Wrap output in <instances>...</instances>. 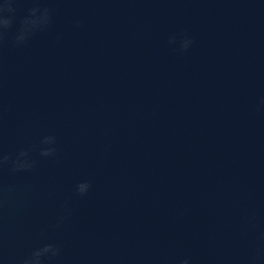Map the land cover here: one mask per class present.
<instances>
[{
    "label": "water",
    "instance_id": "obj_1",
    "mask_svg": "<svg viewBox=\"0 0 264 264\" xmlns=\"http://www.w3.org/2000/svg\"><path fill=\"white\" fill-rule=\"evenodd\" d=\"M40 4L58 9L50 29L0 59V148L54 134L58 156L34 153L33 172L3 173L20 192L0 264L44 242L63 248L51 264L245 255L264 231V0ZM31 6L21 0L19 15ZM181 31L194 39L184 54L167 42ZM84 179L92 189L78 197ZM66 199L70 220L53 231Z\"/></svg>",
    "mask_w": 264,
    "mask_h": 264
},
{
    "label": "clouds",
    "instance_id": "obj_2",
    "mask_svg": "<svg viewBox=\"0 0 264 264\" xmlns=\"http://www.w3.org/2000/svg\"><path fill=\"white\" fill-rule=\"evenodd\" d=\"M32 6L26 9L24 15H19L21 0H0V59L3 49L7 45L23 47L38 33L46 32L53 23V17L58 11L47 6H41L40 0H31ZM18 25V26H17ZM75 28H81L83 21H73ZM57 39H61L58 35ZM168 45L174 52L184 54L194 44V39L187 31L173 33L168 37ZM264 108V97L260 98L257 110ZM58 137L54 134L44 135L37 144L20 148L15 154L7 153L0 148V228H2L6 213L13 205L20 189L16 185L5 183L2 175L28 173L36 169L38 160L34 153L40 158L55 159L58 156ZM92 189V182L88 179L79 181L74 186V194L85 197ZM25 194H30L32 189L25 188ZM72 209L69 200H64L55 221L49 225L53 231L62 229L69 222ZM248 231L255 233L257 223L255 215L248 219ZM247 232L244 233L247 236ZM43 239H47L44 232L40 233ZM62 245L56 242H44L33 248L25 256L19 258L16 264H51L59 260L62 255ZM3 258V247L0 243V259ZM148 264H157L149 261ZM166 264V262H165ZM172 264H192V258L186 256L175 260ZM226 264H264V231H260L249 246V250L242 257H233Z\"/></svg>",
    "mask_w": 264,
    "mask_h": 264
}]
</instances>
